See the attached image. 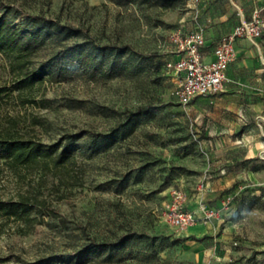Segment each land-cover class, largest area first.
Returning <instances> with one entry per match:
<instances>
[{"label":"rangeland","instance_id":"obj_1","mask_svg":"<svg viewBox=\"0 0 264 264\" xmlns=\"http://www.w3.org/2000/svg\"><path fill=\"white\" fill-rule=\"evenodd\" d=\"M190 1L0 0L13 24L38 13L80 28L42 30L31 65L54 56L52 68L31 87L1 92V131L50 142L85 131L72 140L78 165L57 174L13 172L0 158V198L37 191L62 217L26 232L7 220L0 264H264V80L225 79L217 93L178 100L179 75L166 61ZM17 75L0 52V86L11 89ZM230 90L243 95L222 100ZM140 105L153 108L132 117ZM201 177L210 203H230L217 217L172 226L163 216L172 190ZM91 241L106 245L91 250Z\"/></svg>","mask_w":264,"mask_h":264},{"label":"trees","instance_id":"obj_2","mask_svg":"<svg viewBox=\"0 0 264 264\" xmlns=\"http://www.w3.org/2000/svg\"><path fill=\"white\" fill-rule=\"evenodd\" d=\"M54 29L56 31H74L79 32L80 28L70 24L62 23L58 19L47 17L38 13H26L25 20L13 24V22L3 15H0V52L9 60L13 70L18 71L14 85L10 89L6 85L0 86V94L3 91L18 90L25 87H31L36 81H41L52 68L51 61L54 56L39 61L36 65H31L33 51L37 45L42 42L40 34L42 30ZM75 49V45H70ZM152 105H140L137 109L131 111L133 116H141L150 112ZM125 124V123H123ZM70 134L67 141L64 138L56 141H44L34 136H24L15 134L10 130L1 131L0 129V158H3L6 166L13 172L28 166H35L37 169L57 170L61 168H74L77 164L74 155L72 140L83 134ZM93 135H101V132L93 131ZM56 171V173H55ZM73 177L77 180L78 170L74 171ZM0 233L4 223L11 219H20L23 225L18 224V230L26 232L27 227L34 226L45 216L62 218L59 209L54 206L40 192L26 190L19 191L16 196L0 198ZM106 245L103 242L91 241L88 247L91 250L99 249ZM86 250V249H85Z\"/></svg>","mask_w":264,"mask_h":264},{"label":"built area","instance_id":"obj_3","mask_svg":"<svg viewBox=\"0 0 264 264\" xmlns=\"http://www.w3.org/2000/svg\"><path fill=\"white\" fill-rule=\"evenodd\" d=\"M264 32V8L255 7L250 17L243 18L232 31L222 36L215 44L213 56L205 58L204 47L207 38L200 30L173 31L170 40L174 47L173 57L166 61L168 69L179 75L175 94L182 103H188L198 96L217 93L222 90L226 79V69L235 58V41L244 37L256 43ZM203 177L193 181L188 189L176 186L163 207V216L175 227H186L197 220L217 217L231 201L230 195H224L218 204H211L202 196L205 183ZM197 206H192L194 202Z\"/></svg>","mask_w":264,"mask_h":264},{"label":"crops","instance_id":"obj_4","mask_svg":"<svg viewBox=\"0 0 264 264\" xmlns=\"http://www.w3.org/2000/svg\"><path fill=\"white\" fill-rule=\"evenodd\" d=\"M190 4L192 7L186 13L187 17L179 28L184 31L200 30L204 33L207 38V45L204 47L206 59L213 56L216 42L232 31L241 19L250 17L255 7L264 8V0H191ZM189 16L191 18H188ZM235 47V58L226 69V82L230 84L236 78L243 79L247 75L255 80H264V33L256 43L247 38L238 37ZM259 91L264 93V90ZM257 94L255 93L254 96ZM238 95H243V93L230 90L224 92L220 98L225 101H233L234 97ZM191 186L193 183L189 182L187 188L190 189ZM202 196L210 203L206 197V185L203 188ZM193 201L190 205L197 206L196 200ZM218 203L219 201L216 204Z\"/></svg>","mask_w":264,"mask_h":264}]
</instances>
